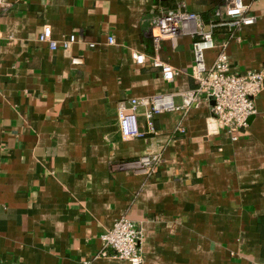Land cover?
Wrapping results in <instances>:
<instances>
[{
    "label": "crops",
    "instance_id": "0c3cea01",
    "mask_svg": "<svg viewBox=\"0 0 264 264\" xmlns=\"http://www.w3.org/2000/svg\"><path fill=\"white\" fill-rule=\"evenodd\" d=\"M225 2L2 0L0 264H128L96 258L120 218L142 231L143 264H264V89L236 141L215 129L205 99L156 115L141 139L123 141L117 126L119 102L196 87L192 38L162 41L158 58L175 71L165 82L151 66L149 21L181 9L209 25ZM243 3L254 24L214 29L207 66L223 46L231 72L264 70V0ZM44 26L58 43L74 35L70 51L39 43ZM147 155L161 157L150 175L120 168Z\"/></svg>",
    "mask_w": 264,
    "mask_h": 264
},
{
    "label": "built area",
    "instance_id": "2783aa9c",
    "mask_svg": "<svg viewBox=\"0 0 264 264\" xmlns=\"http://www.w3.org/2000/svg\"><path fill=\"white\" fill-rule=\"evenodd\" d=\"M0 0V8L2 7ZM215 22L205 25L201 17L195 13L178 10H166L149 21V31L154 47L151 66L159 69L165 82L174 79L175 71L158 58V51L164 39H172L179 35H189L192 38L191 52L193 64L191 78L196 83L192 90L175 94L161 93L149 98H132L117 104V126L123 141L141 139L147 134H155L153 120L156 115L187 110L201 99L211 101L210 121L215 129L225 131L233 141L248 127L247 119L255 113V98L264 89V70L247 71L241 74L230 71L229 60L223 46L219 47L212 65L205 63V53L214 50L216 43L213 30L226 28L230 35L242 27L254 24L255 18L250 14L249 7L243 0H226L222 8L213 11ZM75 36L70 35L61 42L52 39L51 29L44 26L37 36V41L46 44L51 51L60 49L69 52L75 43ZM107 44L113 45V37L107 38ZM90 49L94 44H88ZM132 61L143 66L146 58L142 54L132 53ZM73 66L82 65V59L70 57ZM173 96L181 99V105L175 106ZM144 108L145 131H141L137 119V111ZM184 133L183 128H178ZM161 163L159 155L141 156L137 159L121 163L122 170H128L145 175L152 174ZM142 231L128 220L120 218L114 221L112 227L101 235L102 251L96 258L124 261L128 264H143L141 243Z\"/></svg>",
    "mask_w": 264,
    "mask_h": 264
}]
</instances>
